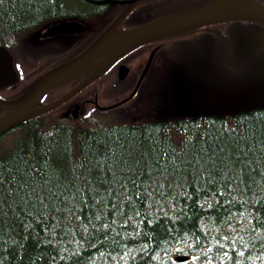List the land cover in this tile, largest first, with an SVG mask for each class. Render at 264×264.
Segmentation results:
<instances>
[{
	"label": "trees",
	"instance_id": "trees-1",
	"mask_svg": "<svg viewBox=\"0 0 264 264\" xmlns=\"http://www.w3.org/2000/svg\"><path fill=\"white\" fill-rule=\"evenodd\" d=\"M100 1L0 0V46ZM19 130L0 146V264H264V109ZM184 241L193 260L177 263Z\"/></svg>",
	"mask_w": 264,
	"mask_h": 264
},
{
	"label": "flooded vegetation",
	"instance_id": "flooded-vegetation-1",
	"mask_svg": "<svg viewBox=\"0 0 264 264\" xmlns=\"http://www.w3.org/2000/svg\"><path fill=\"white\" fill-rule=\"evenodd\" d=\"M212 1L214 0L148 1L130 14L121 23L120 29L127 30L157 19L186 13ZM256 1L264 5V0ZM116 12L117 7L104 9L98 5H81L75 15L78 18L75 19L86 25L84 32L52 38L35 35L33 47L49 46L54 55H45L49 64L45 67L41 65L30 73L43 74L75 57L76 55H69L72 43L75 44L73 52L77 51V56L81 54L102 33L104 26L107 27L115 20ZM103 15H107L105 23L96 22ZM103 64L104 62H99L100 66ZM263 64L264 23L253 20L230 21L201 26L143 44L117 60L92 85L99 102L98 107L102 110H122L120 107L128 103L130 105L126 109L134 110L139 105L135 99L140 93L142 104L151 111H163L166 102L171 107L187 106L208 91L237 85ZM148 65V71L140 83ZM136 90L137 93L130 100L113 108L120 99L125 100ZM99 92L102 93V99ZM162 94L169 97L172 95L176 103L166 101ZM84 106L85 104L80 107L79 112H82ZM71 108L70 104L65 106V115L71 114Z\"/></svg>",
	"mask_w": 264,
	"mask_h": 264
},
{
	"label": "water",
	"instance_id": "water-1",
	"mask_svg": "<svg viewBox=\"0 0 264 264\" xmlns=\"http://www.w3.org/2000/svg\"><path fill=\"white\" fill-rule=\"evenodd\" d=\"M142 1L145 0L132 2L119 19L80 57L40 78L31 92L32 100H21L15 103L0 101V106L17 109L15 113L3 118L5 124H0V134L26 119L35 117L56 107L87 86L107 68L109 63L91 72L84 81L56 103L43 108H37L40 99L47 91L74 77L97 58L103 60L109 58L108 60L111 62V60L120 56L119 54H125L147 41L186 31L207 23L235 19H256L264 22V7L256 5L253 0H217L197 11L161 19L136 29L122 32L113 37L112 32L118 27L120 21L134 6ZM236 3H240L245 7L250 5L252 9H250V12L244 8H242L243 10L229 9L231 5ZM53 30L70 33L80 31L81 29H77V24L64 23L58 25ZM16 81L17 77L13 68V59L6 49L0 48V88ZM205 107H208L207 109L213 112V114L218 115L226 113L238 114L240 112L264 108V68H261L249 80L238 87L216 92L196 104L197 109Z\"/></svg>",
	"mask_w": 264,
	"mask_h": 264
},
{
	"label": "rangeland",
	"instance_id": "rangeland-1",
	"mask_svg": "<svg viewBox=\"0 0 264 264\" xmlns=\"http://www.w3.org/2000/svg\"><path fill=\"white\" fill-rule=\"evenodd\" d=\"M107 19V15H103L102 17L98 18L96 20V22H102V23H105ZM92 23V22H91ZM51 50V49H49ZM39 52V51H34V52H31L29 53L28 55H36V53ZM169 108V107H168ZM167 108V109H168ZM132 114H135L137 115V113H134V112H131ZM133 118V117H132ZM17 133L13 134L12 137H14ZM10 137L9 140L12 141L11 139V134H8L5 138H3V140L0 141V146L3 147V146H8L9 145V142H8V138ZM189 248V244L188 243H182V244H179L175 250L173 251L172 255L175 257V256H180V255H185L184 253H182L185 249H188Z\"/></svg>",
	"mask_w": 264,
	"mask_h": 264
},
{
	"label": "bare ground",
	"instance_id": "bare-ground-1",
	"mask_svg": "<svg viewBox=\"0 0 264 264\" xmlns=\"http://www.w3.org/2000/svg\"><path fill=\"white\" fill-rule=\"evenodd\" d=\"M137 1H140V0H137ZM235 7V10L236 9H239V8H241V6H230L229 7V9H233ZM82 55V53L81 54H79L78 55V57H80ZM113 61V60H112ZM111 61V62H112ZM101 62H104L105 63V61H101ZM33 99V97L31 96V94H28L26 97H25V100H27V101H30V100H32ZM7 117V114H4V116H3V118H6ZM3 118L1 119L0 118V124H5V121L3 120ZM10 138V137H9ZM176 257V256H175Z\"/></svg>",
	"mask_w": 264,
	"mask_h": 264
}]
</instances>
